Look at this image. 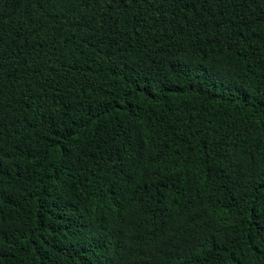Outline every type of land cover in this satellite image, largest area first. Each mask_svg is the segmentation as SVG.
I'll return each mask as SVG.
<instances>
[{
  "label": "trees",
  "instance_id": "16d2710c",
  "mask_svg": "<svg viewBox=\"0 0 264 264\" xmlns=\"http://www.w3.org/2000/svg\"><path fill=\"white\" fill-rule=\"evenodd\" d=\"M0 264H264V0H0Z\"/></svg>",
  "mask_w": 264,
  "mask_h": 264
}]
</instances>
